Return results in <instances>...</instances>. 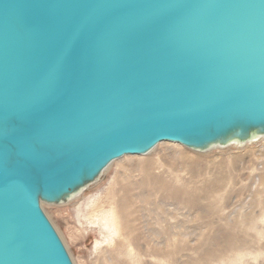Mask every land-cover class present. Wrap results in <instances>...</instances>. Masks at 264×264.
I'll use <instances>...</instances> for the list:
<instances>
[{"label": "water", "instance_id": "obj_1", "mask_svg": "<svg viewBox=\"0 0 264 264\" xmlns=\"http://www.w3.org/2000/svg\"><path fill=\"white\" fill-rule=\"evenodd\" d=\"M262 138L264 0H0V264H74L42 205L125 156Z\"/></svg>", "mask_w": 264, "mask_h": 264}, {"label": "rangeland", "instance_id": "obj_2", "mask_svg": "<svg viewBox=\"0 0 264 264\" xmlns=\"http://www.w3.org/2000/svg\"><path fill=\"white\" fill-rule=\"evenodd\" d=\"M176 145L125 156L68 203L42 205L74 264H264V138Z\"/></svg>", "mask_w": 264, "mask_h": 264}, {"label": "bare ground", "instance_id": "obj_3", "mask_svg": "<svg viewBox=\"0 0 264 264\" xmlns=\"http://www.w3.org/2000/svg\"><path fill=\"white\" fill-rule=\"evenodd\" d=\"M164 143H171V142H164ZM174 144H176V143H174ZM234 145V144H233ZM176 146H182V145H180V144H178V145H176ZM78 197V196H77ZM76 198V197H75ZM73 200V199H72ZM111 217V216H110ZM109 217V218H110ZM106 218H108V216L106 217ZM104 219L103 221H104V227H106L107 228V231H109V233H111L112 235H114V234H116L117 232H118V227H116V223H115V218L114 219ZM105 228V229H106ZM121 235V234H120Z\"/></svg>", "mask_w": 264, "mask_h": 264}]
</instances>
